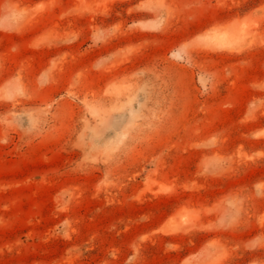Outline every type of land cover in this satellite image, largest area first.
Masks as SVG:
<instances>
[{
	"label": "rangeland",
	"instance_id": "obj_1",
	"mask_svg": "<svg viewBox=\"0 0 264 264\" xmlns=\"http://www.w3.org/2000/svg\"><path fill=\"white\" fill-rule=\"evenodd\" d=\"M0 264H264V0H0Z\"/></svg>",
	"mask_w": 264,
	"mask_h": 264
}]
</instances>
